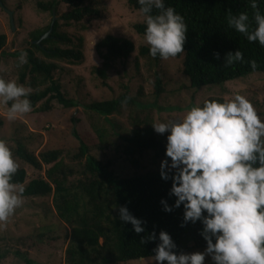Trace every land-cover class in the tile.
I'll list each match as a JSON object with an SVG mask.
<instances>
[{
	"label": "rangeland",
	"instance_id": "1",
	"mask_svg": "<svg viewBox=\"0 0 264 264\" xmlns=\"http://www.w3.org/2000/svg\"><path fill=\"white\" fill-rule=\"evenodd\" d=\"M50 1L3 0L4 6H0V33L6 35V44L0 54V75L5 79H15L29 87L31 92L34 88L29 83V74L24 80L20 79L24 65L18 66V57L21 49L34 50L29 44L32 35L52 21L53 14L39 6ZM85 3L96 14L84 16L79 21H65L60 16L69 11L70 6L63 0H58L55 13L57 32L70 40L56 42V45L77 47L83 53L82 62L72 64L48 59L34 50L39 57L56 63L53 77L60 83L65 97L76 101L77 105L64 107L56 99L47 103L42 99L33 106L31 112L15 121L6 118L7 106L0 105V139L8 142L12 152L19 142L36 155L41 150H59L61 161L75 170L74 176L70 178L75 180L81 176V165L74 157L78 152V140L72 134L75 129L81 137L88 139L90 154L103 161L112 160L116 173L124 177L135 171L122 151L125 137L145 125L153 127L154 122L179 119L189 107L202 104L207 98H223L239 92L264 117V71H253L219 84L192 88L182 72L181 58L161 59L156 67L148 57L139 54L141 46H148L145 35L138 34L133 27L145 21L140 11L131 8L126 0H88ZM6 10L13 12L14 28L11 27ZM107 34L130 39L135 49L127 59L113 60L105 66L96 44ZM16 52L19 54L16 55ZM100 71H104V77ZM156 72L163 82L162 92L158 96L154 94ZM123 93L131 101L122 103L119 110L106 119L88 109L90 103L109 100ZM164 135L166 145L168 133ZM16 159L26 171L24 185L44 174L47 168L43 165L38 170ZM163 159L155 157L151 150L145 152L140 158L141 171L157 168ZM68 236L69 227L57 217L50 195L23 196V204L7 222L0 224V264H64ZM182 245L185 248L183 252L203 251L206 248L193 247L189 236L182 239ZM114 264L156 262L151 256ZM205 264H214L211 256H206Z\"/></svg>",
	"mask_w": 264,
	"mask_h": 264
},
{
	"label": "trees",
	"instance_id": "2",
	"mask_svg": "<svg viewBox=\"0 0 264 264\" xmlns=\"http://www.w3.org/2000/svg\"><path fill=\"white\" fill-rule=\"evenodd\" d=\"M63 1L70 6V10L60 16L65 21H79L84 16L96 14V11L86 5L88 0ZM126 2L131 8L140 11L138 0ZM57 4L58 0H51L40 3L39 6L55 14ZM0 6H4L3 0H0ZM166 6L174 7L184 17L188 27L184 52L175 57L181 58L182 72L188 78L190 87L219 84L253 71H264V46L248 41L244 34L237 32L227 22L229 12L236 15L246 11L251 19L253 10L248 0H166ZM259 7L264 11V0H260ZM50 23L32 35L30 46L48 59L64 60L72 64L82 62L83 53L77 47L56 45V42H70L66 36L57 32L58 21H54L48 38L42 39L39 44L33 42L49 28ZM133 27L138 34L145 35V21L136 23ZM252 27H255L254 21ZM47 43L54 45L47 46ZM5 44L6 35L0 33V54L3 53ZM238 48L244 54V62L225 66L223 61L226 53ZM134 49L130 39L112 34L105 35L96 44V50L105 66L113 60L127 59ZM24 50L27 52L28 63L24 64L20 79L24 80L27 74L30 76L29 83L34 88L30 93L32 105L35 106L42 99L46 103L56 99L64 107H75L77 102L65 97L60 83L53 77L56 63L39 57L30 48ZM138 52L148 57L156 67L160 64L162 58L152 57L148 46H141ZM216 53H219L218 57ZM15 54L18 55L19 52ZM250 60L256 61L255 69L248 63ZM99 73L105 76L104 71ZM162 83L159 73L156 72V96L162 92ZM42 85L44 87L40 89ZM212 98L221 97L207 99ZM125 99L127 102L131 101L123 93L109 100L90 103L88 109L106 119L119 110ZM72 134L78 140V152L74 157L81 165V176L75 180L70 179L75 170L61 161L59 150H41L36 155L21 142L13 150L16 158L35 169L41 170L43 165L47 166L44 174L32 178L25 185L23 183L26 171L19 167L14 180L24 185V197L51 196L57 217L69 227L64 264H114L154 256L161 230L171 235L177 245L174 251L181 252L185 249L182 239L187 236L192 239L193 247H206V241L201 234L202 223L199 220L195 223L184 222L182 204L180 207H172L171 211L164 210L162 199L170 206L176 200L170 193L171 174L169 179H162L161 165L141 171L140 158L145 152L151 150L155 157L166 158L164 134H157L151 125H145L125 137L122 151L135 171L124 177L116 173L112 160L103 161L89 153L87 138L81 137L75 129ZM120 206H126L134 216L142 220L143 232L136 233L130 222L119 218ZM152 233L156 234V239H149Z\"/></svg>",
	"mask_w": 264,
	"mask_h": 264
},
{
	"label": "clouds",
	"instance_id": "3",
	"mask_svg": "<svg viewBox=\"0 0 264 264\" xmlns=\"http://www.w3.org/2000/svg\"><path fill=\"white\" fill-rule=\"evenodd\" d=\"M146 24L145 41L152 57H175L184 52L188 31L184 17L166 0H138ZM253 10L236 15L229 12L228 25L250 42L264 46V11L260 0H248ZM252 21L255 27H252ZM217 57L219 53H216ZM239 48L229 51L224 65L244 62ZM28 63L20 50L18 66ZM255 69L256 61H248ZM31 89L15 79L0 75V105L6 118L15 121L32 111ZM127 99L123 101L126 103ZM160 134L168 133L166 158L161 161L162 179H169L174 205L162 199L165 211L184 208L183 221L202 223L206 241L203 251L177 252L171 235L159 232L154 249L156 264H264V117L243 94L206 99L189 107L179 118L152 123ZM170 158V160L168 159ZM19 162L5 139H0V224L8 221L23 204L25 187L14 180ZM119 218L130 222L136 233L144 231L141 219L126 206ZM183 226V225H182ZM143 239V238H142ZM149 239H156L152 233Z\"/></svg>",
	"mask_w": 264,
	"mask_h": 264
},
{
	"label": "water",
	"instance_id": "4",
	"mask_svg": "<svg viewBox=\"0 0 264 264\" xmlns=\"http://www.w3.org/2000/svg\"><path fill=\"white\" fill-rule=\"evenodd\" d=\"M6 11H7L8 16H9V20H10L11 27L14 28V24H13V12L10 11V10H6ZM54 21H55V14L53 13V18H52V21L50 23L49 28L38 39L34 40L33 41L34 43L39 44L42 39L48 38L50 36V33L52 31V28H53Z\"/></svg>",
	"mask_w": 264,
	"mask_h": 264
}]
</instances>
